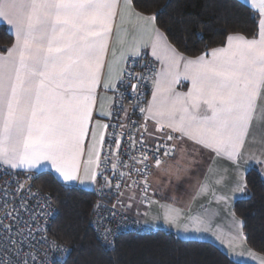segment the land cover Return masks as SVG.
I'll return each mask as SVG.
<instances>
[{
  "label": "snow or ice",
  "instance_id": "6c2138e0",
  "mask_svg": "<svg viewBox=\"0 0 264 264\" xmlns=\"http://www.w3.org/2000/svg\"><path fill=\"white\" fill-rule=\"evenodd\" d=\"M250 7L260 17L251 38L230 33L223 46L192 57L170 43L155 25V15L137 12L133 0H0V21L7 22L15 37L6 52H0V169L11 176L0 184V264H47L41 245L57 247L47 236L51 197L32 190L28 181L34 176L21 181L17 170H54L65 184L95 186L102 177L111 191L112 179L121 178L115 185L119 189L127 169L132 180L127 187L141 188L140 202L151 203V169H162L178 152L187 154L186 141L206 150L214 160L239 167L257 112L264 114V0H250ZM125 9L129 22L133 16L145 22L133 26L131 40L124 27ZM144 32L150 34L147 39ZM113 36L121 49L118 54L112 48L108 60ZM148 47L159 67L141 64L147 74L134 72L136 65H129V58H141ZM182 80L190 82L187 91H177ZM148 82L151 99L146 105L141 106L140 99L130 108L123 107L129 86L130 95L144 97L142 89ZM101 84L113 97L108 110L97 112L98 102L103 109ZM118 105L125 121L130 109L139 108L144 117L139 141L132 131L136 122H122L119 111L116 123L111 122ZM95 115L101 119L93 125ZM149 120L155 132L149 131ZM109 128L110 133L100 131ZM126 128L132 131L130 149L122 153ZM150 139L157 141L154 147L148 144ZM105 143L110 155L103 151ZM123 155L129 157L127 162ZM255 163L264 164V159L257 158ZM246 165L245 173L248 161ZM108 172L111 176L105 175ZM133 173L142 180L134 179ZM205 191L202 183L197 195ZM246 196L245 180L234 199ZM135 199L133 193L129 200ZM175 219L166 217L173 223ZM190 222L198 225L201 220L193 217ZM239 223L242 227L243 222ZM183 230H189L187 225ZM102 239L112 242L110 229H104Z\"/></svg>",
  "mask_w": 264,
  "mask_h": 264
},
{
  "label": "trees",
  "instance_id": "16d2710c",
  "mask_svg": "<svg viewBox=\"0 0 264 264\" xmlns=\"http://www.w3.org/2000/svg\"><path fill=\"white\" fill-rule=\"evenodd\" d=\"M133 4L138 12L155 15V25L188 56L223 45L230 33L251 38L258 30L257 12L242 0H133ZM12 43L7 26L0 24V52ZM36 173L35 185L51 194L57 208L49 233L70 249L65 260L54 264H242L209 241L182 239L161 228L121 232L113 245L102 244L89 226L93 190L62 183L47 169ZM245 180L247 196L234 201L233 211L243 222L248 248L264 255V178L250 168Z\"/></svg>",
  "mask_w": 264,
  "mask_h": 264
},
{
  "label": "crops",
  "instance_id": "0c3cea01",
  "mask_svg": "<svg viewBox=\"0 0 264 264\" xmlns=\"http://www.w3.org/2000/svg\"><path fill=\"white\" fill-rule=\"evenodd\" d=\"M242 1L250 6V0ZM127 11L125 9L124 27L129 32L127 39L131 40L133 26L135 24L142 25L145 22L137 20L134 16L132 17V21L129 22ZM254 11L257 12L259 21V12L258 10ZM0 24L6 25L10 31V26L6 21H0ZM149 35L148 32L143 33L145 39ZM12 36L15 39L13 34ZM112 48H115L119 54L121 45L117 43L115 36L112 37L111 45L107 52L108 60L112 59ZM143 52L145 53L144 55H147L154 61V58L151 56L150 47L143 49ZM154 63L156 67H159L158 62L154 61ZM121 64H123V61H121ZM189 86L190 82L182 80L176 88L177 91L183 92L187 91ZM98 91L100 97L104 99L102 101L103 109H101V102H98L96 111H106L111 103L113 93L110 91L105 92L102 84L98 88ZM149 99H151V86L148 90L145 105ZM257 117L252 126L249 142L244 147V154L240 159L238 168L227 161L214 160L213 156L206 150L201 149L200 146L193 144L191 141H186L187 154L178 152L175 157L166 161L162 169L152 168L149 177L151 187L148 193L152 202H148L144 210L148 217L141 215L142 219L137 218L136 214L132 213L130 208H128L125 201L129 193H140V191L125 192L123 195L125 196L124 199H120L124 205V210L144 224L153 226L152 228L168 230L182 239L209 241L223 250L228 257L236 262L242 264H260L264 255L258 254L248 248L241 224L239 223L241 220L233 211V203L236 200L234 199V193L239 191L241 184L245 181L246 173L244 170L247 166L246 161L250 164L249 169L256 168L262 178H264V175L261 174L264 171V164L255 163L257 158L264 159V114L258 111ZM97 119H101V117L95 115L92 121L93 125ZM104 122L106 123L105 120ZM148 128L150 132H155L154 122L149 120ZM102 131L105 130L102 129ZM90 139L89 136L88 140L90 141ZM149 141L156 142L155 139H150ZM84 158L87 159V153H85ZM224 168H227V172L223 171ZM171 170H175L176 174L174 177L168 178L169 175L167 173ZM32 171L38 172L37 170ZM50 171L55 174L54 170ZM238 177H243L239 183L237 182ZM217 181L220 182L217 183ZM170 183L172 184L169 185ZM202 183L207 186L208 191L197 195ZM73 185L80 187L79 183H74ZM213 192H215V195L212 194ZM218 197H223L224 199L218 200ZM134 206L140 208L139 203L138 205L134 204ZM166 217H175V223L166 220ZM193 217H199L201 222L198 225L191 223L190 218ZM185 225L189 229L187 232L183 230ZM195 227H199L201 230L196 232L194 231Z\"/></svg>",
  "mask_w": 264,
  "mask_h": 264
},
{
  "label": "built area",
  "instance_id": "2783aa9c",
  "mask_svg": "<svg viewBox=\"0 0 264 264\" xmlns=\"http://www.w3.org/2000/svg\"><path fill=\"white\" fill-rule=\"evenodd\" d=\"M129 65H132L135 63V67L132 69L134 72H142L147 74V69L140 67L141 64H148V63H154L151 58L149 57H142L139 59L132 58L130 57L128 60ZM155 64V63H154ZM133 83L135 81H132ZM150 88V82L147 83V85L142 89L145 92L144 97H133L130 95L131 88L127 89L126 95L123 99V107L125 108H130V105H132L135 101L143 99L144 103L141 106L145 105L146 102V97L148 94V90ZM121 91H125L123 88ZM119 111V118L122 122H125L128 125H131L132 122H136L137 127L135 129H132V131H135L136 136L135 138L137 141L140 139V129L139 125L144 122V117L140 114L139 108H136L134 111L130 109L129 111V118L125 121L124 120V112L120 109L119 105L117 108L114 110V116L112 119V123H116V117H115V112ZM106 123L109 121L105 119ZM106 132H112L113 129L109 128L105 130ZM115 131H120L119 128L115 129ZM125 135L123 136V144L120 149V151L123 153L125 151H129L130 149V138L132 136V131H129L127 128L124 130ZM147 139V137H146ZM156 142H150L148 140V144L151 145L152 147L155 146ZM112 147L115 149V142L112 141ZM139 148V144L137 145ZM103 151L105 154H108V144L105 143L103 146ZM137 154L138 153H134ZM122 159L127 162L129 160V157L127 155H123ZM154 163V162H153ZM108 167L110 168L111 165L109 164ZM152 170V169H151ZM126 175L123 177L121 186L119 189H116L115 185L118 180L121 178L117 176L115 179H112V190L109 191L108 188L105 186V181L101 177L97 183L95 184V189L93 190V205H92V211L89 217V226L95 233L96 237L99 239V241L102 244L106 245H113L115 237L121 233V232H150L153 231L154 228L149 227L147 224H144L143 222L133 218L132 216L128 215L125 210H124V205L122 204L120 198H121V193H125L128 191H140L141 188H137L135 185L132 187H127V185H130L132 183V180L127 176V169H124ZM16 175L19 177L21 181H26V178L28 175H33L34 178L31 181H28L31 184L32 190H39L41 195L48 194L51 197L50 201V211L52 212V215L48 217V224H47V236L48 240L55 241L57 247L52 248L51 244L48 246H43L41 245V248L43 249L41 255H43L45 252L47 253V264H53V262H61L65 260L69 253L70 249L67 245L63 244L62 242L56 240L50 233H49V226L51 225L52 221L55 218V215L57 213V208L56 205L52 199V196L49 192L42 190L38 186L35 185V179L37 176V173L32 171V172H25L21 170H17ZM107 176H111V172L105 173ZM11 176L9 174H5L3 169H0V184L3 183V181H6L10 179ZM133 178L136 179L138 182L142 180L141 177L136 176L135 173H133ZM115 204L116 208L113 210L112 205ZM96 205H99V207H96ZM115 211L116 215L113 216L112 212ZM108 228L110 229V239L111 243H107L102 239V234L104 232V229ZM99 229V232L97 231ZM64 249H67V251H64Z\"/></svg>",
  "mask_w": 264,
  "mask_h": 264
},
{
  "label": "rangeland",
  "instance_id": "374dc122",
  "mask_svg": "<svg viewBox=\"0 0 264 264\" xmlns=\"http://www.w3.org/2000/svg\"><path fill=\"white\" fill-rule=\"evenodd\" d=\"M13 42H14V38H13ZM100 131H102V129H100ZM175 174H176V172H175V170H171V171H168V173H167V175H169L168 176V178L169 177H174L175 176ZM172 183H170L169 185H171ZM80 187L81 188H84V189H88V190H94L95 189V186H91V185H81L80 184ZM125 194V193H124ZM123 194V195H124ZM121 196V200H123L124 199V197L125 196ZM133 195V193H129L128 195H127V198L125 199V201H126V203H127V206L129 205V204H131V207H129L128 206V208H130V210H131V212L132 213H135L136 214V216H137V218H141V215L143 216V217H148V216H146V214H145V206H147L146 204L148 203V202H144V203H141L140 202V199H139V197H140V193L139 192H136L135 193V196H136V199L135 200H129V197L130 196H132ZM138 203H139V207L140 208H138V206L136 207V206H134V204H137L138 205ZM126 212V211H125ZM128 215H130L128 212H126ZM150 215V214H149ZM131 216V215H130ZM142 219V218H141ZM148 225V224H147ZM148 226H150V225H148ZM150 227H153V226H150Z\"/></svg>",
  "mask_w": 264,
  "mask_h": 264
}]
</instances>
